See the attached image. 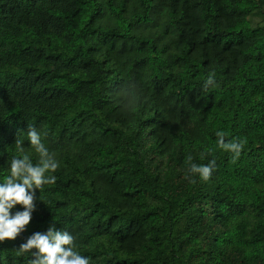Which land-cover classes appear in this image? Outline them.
I'll list each match as a JSON object with an SVG mask.
<instances>
[{
  "label": "trees",
  "instance_id": "trees-1",
  "mask_svg": "<svg viewBox=\"0 0 264 264\" xmlns=\"http://www.w3.org/2000/svg\"><path fill=\"white\" fill-rule=\"evenodd\" d=\"M32 126L56 180L0 264L51 223L90 264H264V0H0V179Z\"/></svg>",
  "mask_w": 264,
  "mask_h": 264
},
{
  "label": "clouds",
  "instance_id": "clouds-1",
  "mask_svg": "<svg viewBox=\"0 0 264 264\" xmlns=\"http://www.w3.org/2000/svg\"><path fill=\"white\" fill-rule=\"evenodd\" d=\"M204 87L217 85L215 71H210L203 81ZM35 151L39 153V162L33 163L30 156L24 153V140H15L17 155L8 163L9 173L0 179V242L5 238L15 239L25 230L32 212L35 209V190L45 184L54 183V173L59 162L49 151L41 138V133L32 126L23 132ZM223 130L216 132V146L232 154L233 159L240 155L243 141L237 138L226 139ZM188 160L191 162L192 157ZM215 160L206 164L190 163L189 172L207 180L214 170ZM40 199V196L38 197ZM22 206L13 210L14 206ZM21 255L26 254L27 264H90V257L81 255L75 250L74 236L67 229L49 224L43 232L36 231L28 235L18 246Z\"/></svg>",
  "mask_w": 264,
  "mask_h": 264
}]
</instances>
